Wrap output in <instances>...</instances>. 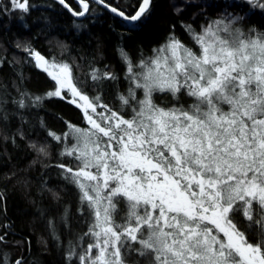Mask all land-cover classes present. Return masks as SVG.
<instances>
[{"label": "snow or ice", "instance_id": "1", "mask_svg": "<svg viewBox=\"0 0 264 264\" xmlns=\"http://www.w3.org/2000/svg\"><path fill=\"white\" fill-rule=\"evenodd\" d=\"M74 2L79 10L73 0H58L74 17L95 12L92 4L102 6L129 31L147 23L153 11V0L123 6L110 0ZM10 3L22 13L35 7L29 0ZM246 4L250 12L264 11V0H233L229 6ZM244 19L225 10L199 30L182 24L195 47L176 36L173 26L152 55L136 63L120 49L129 87L127 94L117 93V110L99 91L90 95L71 65L25 48L55 87L42 96L21 93L20 106H26L24 98L39 107L45 98L57 97L75 106L84 124L64 121L61 133L48 129L62 161L52 166L77 189V211L87 225L76 243L69 241L66 259L264 264V31L239 27ZM89 77L94 86L118 79L95 68ZM157 93L170 94L176 103L157 104ZM181 96L192 102L181 104ZM29 147L38 157H50L47 141ZM67 215L66 209L65 221ZM49 226L54 232L53 221ZM85 239L91 242L83 248ZM133 254L138 259L132 260ZM0 264H10L7 253L0 254Z\"/></svg>", "mask_w": 264, "mask_h": 264}, {"label": "trees", "instance_id": "2", "mask_svg": "<svg viewBox=\"0 0 264 264\" xmlns=\"http://www.w3.org/2000/svg\"><path fill=\"white\" fill-rule=\"evenodd\" d=\"M29 2L35 7L22 13L12 8L10 0H0V235L6 234L0 254L7 253L10 264L18 257L23 264H78L66 259L69 241L74 243L86 232L87 225L85 216L77 211V189L52 166L62 161L60 146L50 140L48 129L61 133L65 131L64 121L84 124L75 106L57 97L45 98L39 107L24 98L26 106H20L21 93L42 96L55 87L25 48L71 65L73 76L86 84L90 95L99 91L117 110L121 106L117 93L127 94L129 87L120 49L136 63L142 56H151L152 49L166 40L173 26L176 36L195 47L182 24L199 30L225 10L244 16L241 23L245 30L255 27L264 31V11L257 8L250 12L247 4L243 8L229 6L233 0H153L148 22L129 31L130 26L122 19L96 4L91 5L95 12L76 18L58 0ZM110 2L123 6L131 0ZM72 6L79 10L74 0ZM178 8L182 11L177 12ZM94 68L114 72L118 79L94 86L89 77ZM155 102L169 107L176 103L170 94L163 93L155 94ZM179 102L187 106L192 101L181 96ZM125 112L131 115V107ZM42 120L46 127H41ZM46 141L51 145L48 158L38 157L29 147L32 142Z\"/></svg>", "mask_w": 264, "mask_h": 264}, {"label": "rangeland", "instance_id": "3", "mask_svg": "<svg viewBox=\"0 0 264 264\" xmlns=\"http://www.w3.org/2000/svg\"><path fill=\"white\" fill-rule=\"evenodd\" d=\"M229 13H232V12H229ZM234 14H236V13H234ZM238 26H239V27H242L243 29H245V28L243 27V24H242V23H240V25H238ZM138 95H139L140 98H142V93H139ZM75 189H76V188H75ZM122 206H123V207H121V209H122V211H121V215H124L125 212H126V209L124 208V205H123V204H122ZM86 231H87V229H86ZM78 237H79V236H78ZM78 237H77V239H78ZM76 242H77V240H76L74 243H76ZM90 242H91L90 240L85 239V240L82 242V247H83V248H86L87 245H88V243H90ZM79 251H80V249L78 248V249H77V252H79ZM136 259H138V257H136L135 254H133L132 260H136ZM72 260L79 264V260H78L77 256H73V257H72ZM140 264H147V261L144 260V259H141Z\"/></svg>", "mask_w": 264, "mask_h": 264}, {"label": "water", "instance_id": "4", "mask_svg": "<svg viewBox=\"0 0 264 264\" xmlns=\"http://www.w3.org/2000/svg\"><path fill=\"white\" fill-rule=\"evenodd\" d=\"M102 7V6H101ZM76 18H82V17H76Z\"/></svg>", "mask_w": 264, "mask_h": 264}]
</instances>
